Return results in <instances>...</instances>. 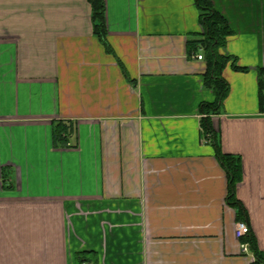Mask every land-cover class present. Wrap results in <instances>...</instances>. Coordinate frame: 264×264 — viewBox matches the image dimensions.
<instances>
[{"label": "crops", "instance_id": "obj_1", "mask_svg": "<svg viewBox=\"0 0 264 264\" xmlns=\"http://www.w3.org/2000/svg\"><path fill=\"white\" fill-rule=\"evenodd\" d=\"M103 1L0 0V264H261L264 0H211L217 110L197 0Z\"/></svg>", "mask_w": 264, "mask_h": 264}, {"label": "trees", "instance_id": "obj_2", "mask_svg": "<svg viewBox=\"0 0 264 264\" xmlns=\"http://www.w3.org/2000/svg\"><path fill=\"white\" fill-rule=\"evenodd\" d=\"M94 17L96 19L95 30L99 36L106 41V27H105V4L103 0H90ZM198 6L200 8V17L202 23L205 27L204 37L201 39L193 41V43L202 44L205 49L206 56L208 58L209 66L206 77V82L208 86L212 87L217 94V100L212 105H204L206 107H211V109L217 110L219 108V102L223 101L227 92H228V83L222 77V69L229 61V57L223 56L219 53V48L225 46L227 43L228 37L233 34L227 19L217 11L211 0H197ZM109 47V46H108ZM110 49V47H109ZM237 68V67H236ZM264 69H260V97L262 103L264 100V83L263 76ZM209 129V127H208ZM67 133L68 125L60 124L55 130V140L56 143H61L62 145H67ZM218 156L221 158V161L230 177V192L229 199L235 197V184L236 181L240 178L241 173V162L238 157H234L229 154H220L218 149ZM242 210L240 209V214ZM250 235V234H249ZM244 237V241L253 243L250 239V236ZM250 243V245H251ZM253 245V244H252ZM254 247V245H253ZM257 261L258 263L264 264V259L258 254L257 251Z\"/></svg>", "mask_w": 264, "mask_h": 264}, {"label": "built area", "instance_id": "obj_3", "mask_svg": "<svg viewBox=\"0 0 264 264\" xmlns=\"http://www.w3.org/2000/svg\"><path fill=\"white\" fill-rule=\"evenodd\" d=\"M198 58L199 59H203L204 58V55L203 54H199L198 55ZM237 234H238V237L240 238H244L246 236H248L250 234V227L249 225L244 222V221H240L237 225ZM241 248L242 250L245 252H250V243L248 241H242L241 243Z\"/></svg>", "mask_w": 264, "mask_h": 264}]
</instances>
